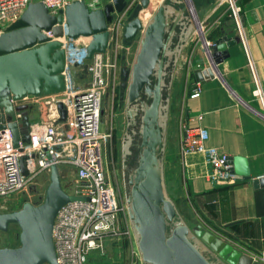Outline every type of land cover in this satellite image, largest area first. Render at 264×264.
Returning <instances> with one entry per match:
<instances>
[{"label":"water","instance_id":"obj_1","mask_svg":"<svg viewBox=\"0 0 264 264\" xmlns=\"http://www.w3.org/2000/svg\"><path fill=\"white\" fill-rule=\"evenodd\" d=\"M152 0H141L132 10L125 26L124 46L139 38L131 67L121 68V101L134 118L131 104L140 101L141 117L135 167L129 174L128 213L136 244L144 264H263L244 253L229 240L198 224L195 228L180 214L167 191L165 153L169 126L172 68L183 44L200 28L221 0H163L152 18L144 24L140 13ZM127 0H112L103 8L90 9L85 0H73L65 10L52 14L41 1L32 2L22 16L0 32V130L8 127L14 146L30 142L31 120L28 109H16L12 98L27 95L58 94L65 90L63 74L66 50L65 20L68 37L88 38L87 57L106 53L113 45L111 25L114 11L123 12ZM236 40L224 36L213 42L211 62L216 67L228 55ZM123 59L125 56L122 57ZM87 71V65L84 67ZM196 81H205L210 70H194ZM142 92L146 99H142ZM170 94V93H169ZM61 120L67 117L63 103L58 104ZM24 115L17 121L16 111ZM27 157L21 158V168L28 174ZM232 171L238 181L250 178L249 163L244 156H229ZM264 186V178L255 179ZM83 199L64 189L60 169L53 165L45 198L35 204L26 201L14 211L0 212V231L10 225L20 227V245L0 246V264H59L53 229L60 208L66 203Z\"/></svg>","mask_w":264,"mask_h":264},{"label":"built area","instance_id":"obj_2","mask_svg":"<svg viewBox=\"0 0 264 264\" xmlns=\"http://www.w3.org/2000/svg\"><path fill=\"white\" fill-rule=\"evenodd\" d=\"M36 1L43 2L52 14H58L73 0H0V32L16 22L29 4ZM85 1L94 10L103 8L112 0ZM140 2L127 0L123 12L114 11L110 27L112 48L106 53L94 54L91 60L87 57L88 38L68 37L64 20L61 41L66 50L63 72L65 90L58 94L12 98L16 109L28 105L42 107L44 103L52 113H42L39 118L31 120L30 142L20 141L18 147L14 146L7 114L6 127L0 130V200L4 203L10 204L19 196L24 199L19 201L18 197L20 205L16 209L26 201L39 204L46 193V190L43 193L39 190V179L50 175L54 164L59 169L63 166L75 171L72 178L64 174L62 183L66 192L83 199L66 203L56 216L53 237L59 264H86L91 252L104 254L110 240H133L126 198L115 187L108 171L107 142L112 132L110 127L101 131V123L105 113V96L111 94L113 98L121 80L119 62L126 47L123 44L125 26L130 13ZM227 3L235 29L246 44L241 6L236 0H227ZM207 45L212 44L208 42ZM86 65L87 71L84 68ZM201 90V82L196 81L191 96H200ZM256 92L261 94L259 88ZM59 103H63L67 111L63 121ZM49 104H52L51 108ZM16 116L18 122L23 121L21 110L16 111ZM180 130V155L184 166L189 155L202 154L208 166L205 178L212 186H227L237 181L229 155L207 143L209 130L206 127L195 125L188 118L181 122ZM23 156L27 157L28 174H24L21 168ZM256 260L264 264V253Z\"/></svg>","mask_w":264,"mask_h":264},{"label":"crops","instance_id":"obj_3","mask_svg":"<svg viewBox=\"0 0 264 264\" xmlns=\"http://www.w3.org/2000/svg\"><path fill=\"white\" fill-rule=\"evenodd\" d=\"M236 1L241 6L246 44L229 16L227 0H221L200 28L194 29L184 42L172 68L170 98L173 99L177 93L179 152L181 122L189 118L193 124L203 125L209 130V145L229 156L246 157L250 178L214 187L205 178L208 171L206 158L198 153L188 156L186 166L180 155L177 175L169 176L166 164L168 141L165 177L166 184L173 188L172 194L181 195L183 189V195L195 214L192 218L196 224L200 221L244 253L259 259L264 253V186L256 185L254 180L264 178V0ZM224 36L236 40V43L214 67L210 57L211 46L207 44H213ZM138 42L137 38L131 46L125 47L127 60L133 61ZM198 67L210 70L212 76L202 81L200 96L192 97L196 83L194 70ZM108 171L111 181L120 191L117 169L114 175L110 167ZM174 195L171 197L176 202ZM180 214L186 220L181 211ZM86 264H92V254Z\"/></svg>","mask_w":264,"mask_h":264},{"label":"rangeland","instance_id":"obj_4","mask_svg":"<svg viewBox=\"0 0 264 264\" xmlns=\"http://www.w3.org/2000/svg\"><path fill=\"white\" fill-rule=\"evenodd\" d=\"M169 1V0H167ZM163 2V0H153L152 4L148 9H146L144 24H147V22L152 18L155 11L158 9L159 5ZM149 13V14H148ZM151 13V14H150ZM143 14V13H142ZM126 49L122 50L121 56H125L123 59L120 56V72L121 68L124 65H127L128 67H131L133 61L129 58L127 60V51ZM129 56V55H128ZM134 60V59H133ZM117 89V88H116ZM111 92V89L108 90ZM166 95L171 96L170 90L168 92H165ZM176 94H174L173 99L170 98L171 104H170V112H169V126H168V149H167V155H166V164L168 167V173L169 176L171 175H177L178 171L176 169L177 161L180 158V152L179 148V131H178V113L177 110L179 109V103L176 100ZM106 104H105V113L103 116V120L101 123V131L108 129L110 127V130L112 132L111 138L108 139L107 145H108V152H107V161L109 163V167L111 170V174H115V169H117V180L120 183V193L123 197L127 198L129 194V174L132 171V169L136 165L137 161V154H138V148L134 143H137V140L139 136L137 135V131L139 129L140 125V116L135 117V121H133L132 117L130 116L128 112V107L126 102H120L119 99H116V96L112 98L111 94H107L105 96ZM41 106H32L28 105L31 108L28 109L30 120H34V118H39L42 113H45L46 115L48 113H52L51 110L48 111L47 105L42 103ZM52 104H49L48 107L51 108ZM131 107V106H130ZM135 106H132L135 110ZM166 154V153H165ZM60 173L62 174L63 178L65 175L67 177L72 178L75 174V171L73 168H66L61 166L60 167ZM65 174V175H64ZM39 181L41 182V185H39V190L43 193L47 189V186L50 182V175H43L40 177ZM180 181H178L179 183ZM169 183V179H168ZM177 185V182H175ZM167 191L169 195H174L173 188H170L169 184L167 185ZM181 195H174L176 199V203L182 212V214L186 217V221L191 224L193 228H195L198 224L193 220L192 215L195 216L193 213V210L191 208V205L185 195H183V189H182ZM19 197V196H18ZM17 197V199H18ZM20 200H23L24 198ZM17 199H14L9 203H4L2 200H0V212H6V211H14L18 205H20L17 202ZM197 221V220H196ZM199 224L205 227L206 229H209L203 223L199 221ZM20 227L18 224H12L10 225L8 231L3 232L0 231V246L5 247H17L20 245ZM132 242L128 239H122V242L120 243V240H113L109 241L107 244V247L105 248L104 254H100L97 251L91 252L92 254V264H144L141 258V254L137 247V242L135 236L132 238ZM134 242V244H133ZM89 255V257H90ZM102 261V262H101Z\"/></svg>","mask_w":264,"mask_h":264},{"label":"flooded vegetation","instance_id":"obj_5","mask_svg":"<svg viewBox=\"0 0 264 264\" xmlns=\"http://www.w3.org/2000/svg\"><path fill=\"white\" fill-rule=\"evenodd\" d=\"M113 21H114V18H113ZM121 92H122V79L118 83L116 93H115L116 99L118 98L120 102H122L121 101ZM142 99H144V100L146 99V96L144 95L143 92H142ZM135 105H136L135 110L133 109L135 112L134 118H132L133 121H135V117H137V116L141 117V114H142L140 101H137V102L131 104V107L135 106ZM127 109H129V108H127ZM135 145H136V143H134V147H135Z\"/></svg>","mask_w":264,"mask_h":264},{"label":"bare ground","instance_id":"obj_6","mask_svg":"<svg viewBox=\"0 0 264 264\" xmlns=\"http://www.w3.org/2000/svg\"><path fill=\"white\" fill-rule=\"evenodd\" d=\"M152 1H153V0H152ZM147 9H148V8H147ZM145 10H146V9H145ZM145 10L142 11V12L140 13V17H141V20H142V21H144V19H145V17H146L145 15H147ZM142 13H143V14H142ZM148 14H149V13H148ZM150 14H151V13H150Z\"/></svg>","mask_w":264,"mask_h":264}]
</instances>
